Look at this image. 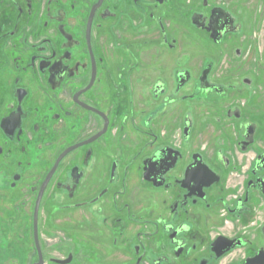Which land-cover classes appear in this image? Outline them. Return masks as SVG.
<instances>
[{"label": "flooded vegetation", "instance_id": "1", "mask_svg": "<svg viewBox=\"0 0 264 264\" xmlns=\"http://www.w3.org/2000/svg\"><path fill=\"white\" fill-rule=\"evenodd\" d=\"M0 264H264V0H0Z\"/></svg>", "mask_w": 264, "mask_h": 264}]
</instances>
